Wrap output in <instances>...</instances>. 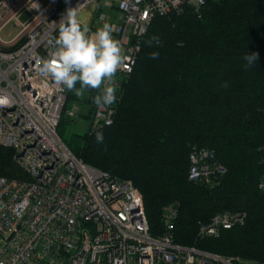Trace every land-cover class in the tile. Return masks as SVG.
<instances>
[{
    "label": "trees",
    "instance_id": "obj_1",
    "mask_svg": "<svg viewBox=\"0 0 264 264\" xmlns=\"http://www.w3.org/2000/svg\"><path fill=\"white\" fill-rule=\"evenodd\" d=\"M153 36L159 45L149 46ZM252 53L257 64L246 67ZM96 94L67 90V103L84 100L90 118ZM71 121L61 117L58 126L67 147L112 178L133 182L153 236L166 232L162 210L175 205L177 244L264 264V0H207L198 11L154 17L113 123L67 135ZM201 148L212 149L225 169L209 183L188 178L189 156ZM0 176L29 179L12 148L0 146ZM221 212L246 218L217 238L202 237L199 226Z\"/></svg>",
    "mask_w": 264,
    "mask_h": 264
},
{
    "label": "built area",
    "instance_id": "obj_2",
    "mask_svg": "<svg viewBox=\"0 0 264 264\" xmlns=\"http://www.w3.org/2000/svg\"><path fill=\"white\" fill-rule=\"evenodd\" d=\"M207 0H0V32L12 24L18 32L0 38V146L12 148L28 180L0 176V264H247L174 241L175 205L162 210L166 232L150 233L143 197L131 180L76 157L58 133L61 117L73 119L89 104L67 103V89L40 70L38 62L53 51L59 22L69 7L95 6L89 25L108 23L109 9L122 16L119 41L131 70L142 39L156 16L185 8L198 11ZM27 14L24 21L23 14ZM147 13V15H145ZM55 22V23H54ZM127 70L116 74V102L96 105L86 126L111 125L121 101ZM264 150V146H262ZM188 178L209 183L225 169L210 148L189 156ZM245 212H221L199 226L202 237L217 238L222 229L241 225Z\"/></svg>",
    "mask_w": 264,
    "mask_h": 264
},
{
    "label": "clouds",
    "instance_id": "obj_3",
    "mask_svg": "<svg viewBox=\"0 0 264 264\" xmlns=\"http://www.w3.org/2000/svg\"><path fill=\"white\" fill-rule=\"evenodd\" d=\"M81 12V7L66 10L58 25V36L48 41L53 51L38 62V66L56 85L75 91L77 96H82L88 89L96 90L93 103L98 108L108 107L116 102L117 72H131L127 63L129 57L124 54L119 41L113 38L110 24L105 23L90 32ZM147 43L159 45L160 38L153 36ZM158 56V52H153L150 58L157 59ZM244 59L246 67L256 65L258 53L245 55ZM7 103V98L0 97V105ZM95 139L97 143H103V133L97 132ZM260 187L264 188V183Z\"/></svg>",
    "mask_w": 264,
    "mask_h": 264
},
{
    "label": "rangeland",
    "instance_id": "obj_4",
    "mask_svg": "<svg viewBox=\"0 0 264 264\" xmlns=\"http://www.w3.org/2000/svg\"><path fill=\"white\" fill-rule=\"evenodd\" d=\"M42 3H46L47 2V0H40ZM26 16H27V14H23L22 16H21V20L22 21H24L25 19H26ZM88 26V25H87ZM111 27H112V36H113V38L115 39L116 37H115V34H114V32H116V30H117V25H115V24H112L111 25ZM88 28H89V30H90V32H95L96 31V27L95 26H93L92 24L91 25H89L88 26ZM18 32V29L17 28H15V27H13L12 26V24H10V25H7L6 27H4L3 29H2V31L0 32V38L2 39V40H8V39H10V33L11 34H13V35H15L16 33ZM87 111V107H82L81 108V115L79 116V117H75V118H73V119H71L72 121L70 122V125H69V127L67 128V131H66V134L67 135H70V134H72V133H75V132H84L85 130H86V119H85V117H84V115H82V114H84L85 112ZM66 118V117H65ZM66 119H70V118H66ZM247 264H250L249 262H246Z\"/></svg>",
    "mask_w": 264,
    "mask_h": 264
},
{
    "label": "crops",
    "instance_id": "obj_5",
    "mask_svg": "<svg viewBox=\"0 0 264 264\" xmlns=\"http://www.w3.org/2000/svg\"><path fill=\"white\" fill-rule=\"evenodd\" d=\"M108 15H109L110 25L115 24L118 26L121 23L122 16L116 9H109ZM88 18H89V15L88 17L84 18L85 23ZM86 24L89 26V23H86ZM250 264H257V263H250Z\"/></svg>",
    "mask_w": 264,
    "mask_h": 264
},
{
    "label": "water",
    "instance_id": "obj_6",
    "mask_svg": "<svg viewBox=\"0 0 264 264\" xmlns=\"http://www.w3.org/2000/svg\"><path fill=\"white\" fill-rule=\"evenodd\" d=\"M87 12L89 13V18L87 19L86 23H90L91 18L94 14V10H95V6L94 5H90L89 7H87ZM81 18L84 20V12H81Z\"/></svg>",
    "mask_w": 264,
    "mask_h": 264
},
{
    "label": "snow or ice",
    "instance_id": "obj_7",
    "mask_svg": "<svg viewBox=\"0 0 264 264\" xmlns=\"http://www.w3.org/2000/svg\"><path fill=\"white\" fill-rule=\"evenodd\" d=\"M145 15H147V13Z\"/></svg>",
    "mask_w": 264,
    "mask_h": 264
}]
</instances>
